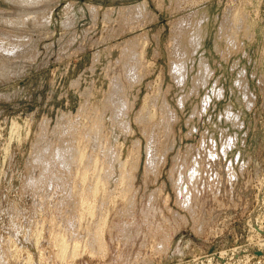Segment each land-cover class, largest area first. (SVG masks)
Returning <instances> with one entry per match:
<instances>
[{
    "label": "rangeland",
    "instance_id": "1",
    "mask_svg": "<svg viewBox=\"0 0 264 264\" xmlns=\"http://www.w3.org/2000/svg\"><path fill=\"white\" fill-rule=\"evenodd\" d=\"M0 264H264V0H0Z\"/></svg>",
    "mask_w": 264,
    "mask_h": 264
},
{
    "label": "bare ground",
    "instance_id": "2",
    "mask_svg": "<svg viewBox=\"0 0 264 264\" xmlns=\"http://www.w3.org/2000/svg\"><path fill=\"white\" fill-rule=\"evenodd\" d=\"M231 16H232V15H231ZM237 18H238V17H237ZM238 19H239V18H238ZM236 20H237V19H236ZM235 22H236V21H235ZM233 23H234V22H233ZM180 82H181V81H180ZM98 185H99V184H98ZM101 185H102V183H101ZM95 186H96V185H95ZM86 207H88V206H86ZM86 207H85V208H86ZM80 208H81V207H80ZM85 208H84V209H85ZM90 208H91V207H90ZM88 209H89V208H87L86 210H88ZM89 210H90V209H89ZM82 213H83V212H82ZM82 213H81V214H82ZM91 215H92V214H91ZM90 223H91V222H90ZM100 227H101V226H100ZM95 242H96V241H95ZM61 246H62V245H61ZM96 246H97V245H96ZM88 251H89V250H88Z\"/></svg>",
    "mask_w": 264,
    "mask_h": 264
}]
</instances>
